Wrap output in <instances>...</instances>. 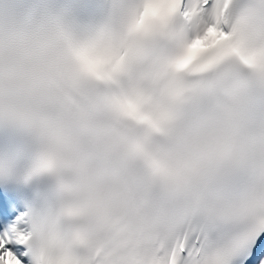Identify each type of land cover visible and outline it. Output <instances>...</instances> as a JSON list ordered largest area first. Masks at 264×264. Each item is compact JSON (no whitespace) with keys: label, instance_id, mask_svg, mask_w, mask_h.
Returning <instances> with one entry per match:
<instances>
[{"label":"snow or ice","instance_id":"obj_1","mask_svg":"<svg viewBox=\"0 0 264 264\" xmlns=\"http://www.w3.org/2000/svg\"><path fill=\"white\" fill-rule=\"evenodd\" d=\"M0 264H264V0L0 31Z\"/></svg>","mask_w":264,"mask_h":264}]
</instances>
